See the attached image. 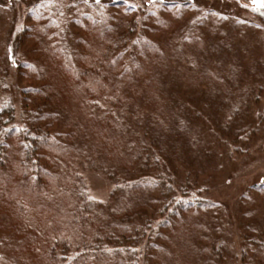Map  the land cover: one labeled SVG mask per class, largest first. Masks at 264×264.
Returning a JSON list of instances; mask_svg holds the SVG:
<instances>
[{"label":"rangeland","instance_id":"1","mask_svg":"<svg viewBox=\"0 0 264 264\" xmlns=\"http://www.w3.org/2000/svg\"><path fill=\"white\" fill-rule=\"evenodd\" d=\"M91 21L101 23L98 25L103 30L111 27L117 36L130 24L131 31H124L126 42L118 51L123 53V66L132 75L136 64L143 60L140 53L145 44L166 49L169 65L163 82L167 96L179 100L177 104L184 112L181 117L191 125L187 127L189 138L182 135L181 144L173 152H157L161 157L159 168L153 166L132 179L141 181L145 188L148 186L143 181L157 184L165 179L176 186L189 180L190 186L200 187L201 198L210 201L209 207L189 213L198 230L197 238L192 240L181 231L182 223L179 225L184 214L175 221L177 226L169 223L158 229L159 215L155 214L147 236L157 248L149 246L143 251L137 244L140 259L145 264H159L161 248H169L177 229L184 235L185 264H264L263 254L256 257L252 252L256 243H264V6L251 0H0V107L12 104L17 115L22 109L31 110V102L25 106L24 97L29 95L26 90L36 84L32 85L27 77L26 64L41 68L39 46L35 47L30 36L38 34L40 23L50 24L47 34L54 32L60 47L74 62L81 46V26L86 22L95 24ZM250 91L253 96L249 100H257L250 104L247 117L242 106L239 111L244 118H232L233 122L250 121V134L239 130L229 134L231 140L237 137V152L225 141L222 123L226 118L218 113L224 111L220 106L229 93L238 104ZM65 96L61 101L70 103L72 97ZM145 99L137 107L114 110L135 132L123 144H136V151L142 148L155 153L157 146L147 141L159 131L152 124L157 113ZM216 103L219 107L213 112ZM77 167L93 199L107 209L118 202L117 189L111 195L114 180L106 173L89 168L82 159ZM150 190L152 193L147 195L158 201L135 214L138 225L142 216L150 215L164 200L163 183ZM14 228L1 217L0 253L6 259L14 246ZM189 245L197 252L192 249L189 253ZM263 247L257 248L262 251ZM106 259L108 256L100 263Z\"/></svg>","mask_w":264,"mask_h":264},{"label":"trees","instance_id":"2","mask_svg":"<svg viewBox=\"0 0 264 264\" xmlns=\"http://www.w3.org/2000/svg\"><path fill=\"white\" fill-rule=\"evenodd\" d=\"M91 22L95 24L86 22L81 26V46L74 62L60 47L54 32L47 34L50 24L40 23L38 34L30 36L35 47L39 46L41 68L26 64V75L32 85L36 84L26 90L31 97H24V105L31 102V110L22 109L17 115L12 104L0 107V219H7L15 227L11 257L6 259L0 253V264H145L136 245L144 251L156 244L150 243L147 236L155 214L159 215L156 229L169 223L177 226L175 221L184 214L179 225L182 223L181 231L192 240L197 238L198 230L189 213L209 207L210 201L203 200L198 192L200 187L196 186L195 192V184L190 186L189 180L175 186L164 179L162 204L141 217V228L134 220L142 207L151 208L152 202L158 201L147 194L162 183L143 181L148 186L145 188L132 178L137 173L146 174L153 166L159 168L160 154L179 147L182 135L189 138L187 127L191 125L181 117L184 112L177 104L179 100L167 96L163 82L169 65L166 49L145 44L140 53L143 60L136 64L132 75L123 66V53L118 51L126 42L124 31H131L130 24L117 36L111 27L103 30L101 23ZM65 95L72 97L70 103L61 101ZM252 96L250 91L234 104L236 99L229 93L220 106L224 111L217 112L226 118L222 123L225 141L237 152V137L231 140L229 134L232 130L250 134V121L233 122L232 118H244L239 111L242 106L247 117L250 104L257 100H249ZM144 97L157 113L152 124L159 131L147 141L149 145L155 143V153L142 148L136 151V144L133 148L123 144L135 132L114 110L137 107ZM214 106L212 111L216 112L219 104ZM79 159L114 180L111 195L117 189L118 202L109 209L90 196L78 173ZM176 230L169 248H161L159 264H185L188 259L182 254L184 235ZM256 244L254 256L264 257V243ZM192 249L190 246L189 253ZM104 256L108 259L100 263Z\"/></svg>","mask_w":264,"mask_h":264},{"label":"snow or ice","instance_id":"3","mask_svg":"<svg viewBox=\"0 0 264 264\" xmlns=\"http://www.w3.org/2000/svg\"><path fill=\"white\" fill-rule=\"evenodd\" d=\"M99 2V0H97V3ZM251 2L255 5L258 6H264V0H251Z\"/></svg>","mask_w":264,"mask_h":264}]
</instances>
